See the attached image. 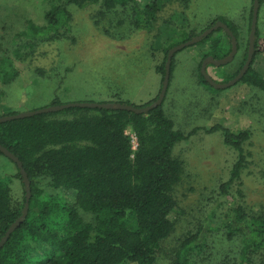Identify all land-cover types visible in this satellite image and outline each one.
Here are the masks:
<instances>
[{"label": "trees", "instance_id": "1", "mask_svg": "<svg viewBox=\"0 0 264 264\" xmlns=\"http://www.w3.org/2000/svg\"><path fill=\"white\" fill-rule=\"evenodd\" d=\"M176 1L189 5L192 0ZM251 1L245 37L238 25L218 17L201 32H191L182 42L194 39L217 22L226 24L242 55L221 67L225 69L223 83L233 80L247 61L254 5V0ZM259 3L260 13L264 0ZM163 5L164 0H51L46 24L39 26L28 22L27 29L20 34L21 45L0 60V78L5 85L15 81L18 72L13 58H26L22 50H34L44 42L69 36L71 8L86 10L95 6L102 17L115 10L129 9L133 13L131 27L149 31ZM217 32L225 34L228 41L213 39ZM262 36L257 26L253 62L240 82L264 93V78L253 68L255 59L263 54ZM206 42L210 44L209 52L202 63L208 57L220 61L231 55V38L224 30L215 31L200 43ZM177 45L164 47L165 60L157 68L162 81L168 53ZM202 63L200 82L213 88L201 74ZM232 64H237L238 68L227 72ZM173 71L174 59L170 81ZM115 98L117 103L129 104L120 101L118 95ZM157 98L138 108L151 105ZM58 105L61 103L54 99L50 106ZM163 105L164 101L147 114L70 108L0 123V146L22 162L31 189L27 218L1 249L0 264H159V252L175 231L176 222L172 216L179 209L175 190L184 175V162L175 156L174 150L200 130L208 134L220 133L224 145L236 154L230 177L221 186L225 202L231 201L227 239L234 241L235 249L238 247L237 258L227 263L264 264V211L249 209L244 194V174L252 157L248 151L252 133L249 130L233 132L219 125L183 133L176 129ZM128 130L137 139L136 150H133ZM0 157L14 164L17 170L14 178L22 181L23 188L22 201H14L9 184L0 178L1 241L23 214L26 187L18 166L1 151ZM65 194L71 195L73 201ZM201 234L199 230L187 237L171 264H195V254L200 255L203 248Z\"/></svg>", "mask_w": 264, "mask_h": 264}, {"label": "rangeland", "instance_id": "2", "mask_svg": "<svg viewBox=\"0 0 264 264\" xmlns=\"http://www.w3.org/2000/svg\"><path fill=\"white\" fill-rule=\"evenodd\" d=\"M50 5L51 0H0V60L21 45L20 34L28 22L46 24ZM251 6V0H192L189 5L164 0L149 31L131 27L133 13L129 9L102 17L95 6L71 8L69 36L44 42L34 50H22L26 58L21 61L13 58L18 77L7 85L0 78V115L44 109L54 99L61 105L117 103L116 95L128 105L142 107L160 96L163 81L157 68L165 60V46L183 44L191 32H201L218 17L238 25L245 37ZM258 30L263 35V54L255 59L253 68L264 78V5ZM213 39L228 41L218 32ZM209 46V42H199L173 56L174 71L163 109L183 133L218 125L233 132L252 133L244 194L249 209L260 213L264 211V93L241 82L219 90L201 84L199 66ZM215 67H206L208 76L218 84H227L223 83L225 69ZM237 68L232 64L226 71ZM127 134L133 135L131 130ZM174 154L184 162V175L175 190L179 205L172 216L175 231L159 252V264H171L182 242L199 230L203 248L200 255L195 254V264L232 262L238 247L235 249L234 241L227 239L231 201L225 202L221 186L230 177L236 154L224 145L220 133L204 130L179 143ZM16 173L14 164L0 157V178L9 184L14 201L21 202L22 181L14 178Z\"/></svg>", "mask_w": 264, "mask_h": 264}, {"label": "water", "instance_id": "3", "mask_svg": "<svg viewBox=\"0 0 264 264\" xmlns=\"http://www.w3.org/2000/svg\"><path fill=\"white\" fill-rule=\"evenodd\" d=\"M259 8H260L259 0H254L253 17H252V22H251V30H250V34H249V53H248L247 61L244 65L243 69L241 70V72L233 80H231L227 84H223V85L218 84L212 78H210L206 72V67L208 64H213L217 67H222V66L228 65L229 63H231L234 60V58L238 52V43H237L235 36L231 32V30L228 28V26L226 24H224L222 22H217L211 28L205 30L201 35L195 37L194 39H192L186 43L178 45L169 51L168 57H167V63H166V74H165L164 81L162 84V90H161L160 96L158 97V99L155 102H153L151 105H149L147 107L137 108V107H134L132 105L121 104V103H91V102L71 103V104H65V105L50 106V107H47L44 109H38L35 111L19 113L17 115H13V116H3V117H0V123H6V122L13 121V120L30 118V117H33L36 115H41V114L62 112L64 110H67L70 108L106 109V110L115 109V110L129 111V112H133L136 114H147L152 109L159 107L163 104L164 98L166 96V93H167V90L169 87L173 56L177 52L201 42L204 38L208 37L209 35H211L212 33H214L215 31H217L219 29L224 30L231 38V42H232L231 55L229 56V58H227L225 60H220V61L215 60L213 57H208L207 59L204 60V62L202 64L201 74L203 75L204 79L208 82V84L215 89L219 90V89H225V88L231 87V86H233V85H235L241 81V79L248 72L249 68L252 65L253 55H254V41H255V36H256L257 26H258ZM0 151L4 154L5 157H7L11 161H13L18 166V168L20 169L22 179H23V183L26 187L25 188L26 202H25L23 214L17 220V222H15L14 224H12L10 226V228L6 232L5 236L1 239V241H0V251H1V249L4 247V245L7 243V241L11 237L12 233L27 218L29 206H30L31 189H30V181H29V178H28L26 171L23 168L22 162L19 159H17L15 156H13L7 149H5L1 146H0Z\"/></svg>", "mask_w": 264, "mask_h": 264}, {"label": "built area", "instance_id": "4", "mask_svg": "<svg viewBox=\"0 0 264 264\" xmlns=\"http://www.w3.org/2000/svg\"><path fill=\"white\" fill-rule=\"evenodd\" d=\"M132 139H133V141H132L133 150H136V148H137V139H136V137L134 135H132Z\"/></svg>", "mask_w": 264, "mask_h": 264}, {"label": "flooded vegetation", "instance_id": "5", "mask_svg": "<svg viewBox=\"0 0 264 264\" xmlns=\"http://www.w3.org/2000/svg\"><path fill=\"white\" fill-rule=\"evenodd\" d=\"M202 64H203V63H202ZM208 65H209V64H208ZM208 65H207V66H208ZM210 65H211V64H210Z\"/></svg>", "mask_w": 264, "mask_h": 264}]
</instances>
